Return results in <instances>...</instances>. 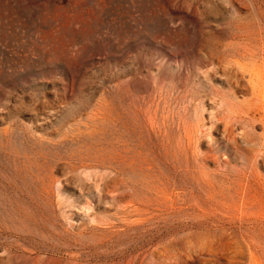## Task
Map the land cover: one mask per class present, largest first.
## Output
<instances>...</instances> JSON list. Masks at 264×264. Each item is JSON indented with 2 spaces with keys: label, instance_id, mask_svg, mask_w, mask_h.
Returning <instances> with one entry per match:
<instances>
[{
  "label": "rangeland",
  "instance_id": "374dc122",
  "mask_svg": "<svg viewBox=\"0 0 264 264\" xmlns=\"http://www.w3.org/2000/svg\"><path fill=\"white\" fill-rule=\"evenodd\" d=\"M263 134L264 0H0V264H264Z\"/></svg>",
  "mask_w": 264,
  "mask_h": 264
},
{
  "label": "bare ground",
  "instance_id": "6f19581e",
  "mask_svg": "<svg viewBox=\"0 0 264 264\" xmlns=\"http://www.w3.org/2000/svg\"><path fill=\"white\" fill-rule=\"evenodd\" d=\"M217 92H219V91H217ZM219 94V93H218ZM222 94V93H221ZM224 94V93H223ZM228 94V93H227ZM233 108V107H232ZM250 111H248V113H249ZM240 115V114H239ZM251 117H252V115H251ZM239 119V118H238ZM243 119V118H242ZM253 119V118H252ZM247 120V119H246ZM262 120V119H261ZM263 121V120H262ZM111 122V121H110ZM244 122V121H243ZM112 124V123H111ZM112 126V125H111ZM118 126V125H117ZM116 127V126H115ZM223 127V126H222ZM123 128V127H122ZM118 130H119V128H117ZM261 129H262V127H261ZM124 130V129H123ZM120 131V130H119ZM119 131H117V132H119ZM221 132H223V131H221ZM122 134V133H121ZM222 134H225V136H226V133H222ZM229 135V134H228ZM246 135V134H245ZM264 135V134H263ZM123 136V135H122ZM240 136H242V135H240ZM124 137V136H123ZM228 137V136H227ZM243 137H244V135H243ZM246 137V136H245ZM224 138H226V137H224ZM235 139V138H234ZM250 139V138H249ZM249 139H247V140H249ZM260 139V138H259ZM263 139V138H262ZM229 140V139H228ZM246 140V139H245ZM252 140V139H251ZM232 141H234V140H232ZM246 142V141H245ZM250 143V142H249ZM252 143V142H251ZM250 143V144H251ZM230 144V143H229ZM232 144V143H231ZM255 144V143H254ZM261 144V143H260ZM246 145L248 146V144L246 143ZM236 146V145H235ZM262 148V147H261ZM264 148V147H263ZM111 149H114V148H111ZM256 150H257V148H256ZM255 150V151H256ZM256 152H259V151H256ZM116 153V152H115ZM114 153V154H115ZM255 153V152H254ZM113 154V155H114ZM259 154V153H258ZM264 154V153H263ZM239 155V154H238ZM119 156V155H118ZM254 157V156H253ZM259 157H260V155H259ZM115 160V159H114ZM252 160H253V158H252ZM119 161V160H118ZM260 162H261V159L259 160ZM120 162V161H119ZM264 162V161H263ZM112 163V162H111ZM116 163H118V162H116ZM258 163V162H257ZM119 165V164H118ZM253 166V165H252ZM256 166V165H255ZM264 166V165H263ZM250 167V166H249ZM111 168H112V166H111ZM252 168V167H251ZM115 169V168H114ZM246 169V168H245ZM121 170V169H120ZM247 170V169H246ZM244 173V172H243ZM249 174V173H248ZM246 176V175H245ZM249 179V178H248ZM251 179V178H250ZM245 180V179H244ZM250 183V182H249ZM243 184H245V182L243 183ZM251 184V183H250ZM252 185V184H251ZM244 186V185H243ZM242 186V187H243ZM253 187V186H252ZM249 188H251V187H249ZM243 189H245L246 190V188H243ZM242 189V190H243ZM248 189V188H247ZM248 194V193H247ZM242 196V195H241ZM185 207V206H184ZM183 207V208H184ZM182 208V209H183ZM170 209V208H169ZM181 209V210H182ZM186 210V209H185ZM159 211V210H158ZM162 211V210H161ZM183 211V210H182ZM166 212V211H165ZM169 212V211H168ZM138 213V212H137ZM162 213H164V212H162ZM170 215V214H169ZM141 216V215H140ZM180 216V215H179ZM183 216V215H182ZM187 216V215H186ZM148 218V217H147ZM145 219V218H144ZM177 219V218H176ZM174 220V219H173ZM204 220H202V222H203ZM256 221V220H255ZM260 221V220H259ZM163 222V221H162ZM168 222H170V221H168ZM165 223V222H164ZM188 223V222H187ZM256 223V222H255ZM199 224V223H198ZM230 224V223H229ZM172 225V224H171ZM191 225V224H190ZM196 225H197V223H196ZM195 225V226H196ZM239 225H241V224H239ZM256 225V224H255ZM258 225V224H257ZM263 225V224H262ZM198 226V225H197ZM200 226V225H199ZM211 226V225H210ZM223 226V225H222ZM236 226V225H235ZM259 226V225H258ZM261 226V225H260ZM259 226V227H260ZM264 226V225H263ZM180 227V226H179ZM179 227H178V229H179ZM205 227V226H204ZM191 228V227H190ZM176 229V228H175ZM185 229V228H184ZM188 229V228H187ZM198 229V228H197ZM206 229H208V228H206ZM220 229V228H219ZM215 230V229H214ZM218 230V229H217ZM257 230V229H256ZM178 231V230H177ZM207 231V230H206ZM211 231H213V229L211 230ZM259 231V230H258ZM264 230L262 229V232H263ZM196 232V231H195ZM209 232V231H208ZM214 232V231H213ZM220 232V231H219ZM256 232V231H255ZM171 233V232H170ZM191 233V232H190ZM202 233H203V231H202ZM227 233V232H226ZM260 233V232H259ZM213 234V233H212ZM239 234H241V233H239ZM263 234V233H262ZM234 235V234H233ZM245 237V236H244ZM180 238V237H179ZM225 239V238H224ZM239 240V239H238ZM176 241V240H175ZM178 241V240H177ZM177 241H176V243H177ZM175 243V244H176ZM233 244V243H232ZM241 243H239V245H240ZM253 244V243H252ZM259 244H261V243H259ZM167 245V244H166ZM169 245V244H168ZM172 245V244H171ZM202 245V244H201ZM230 245H231V243H230ZM164 246V245H163ZM235 246V245H234ZM242 246V245H241ZM249 246H251V245H249ZM162 247V246H161ZM228 247V246H227ZM237 247V246H236ZM243 247V246H242ZM253 247V246H252ZM220 248V247H219ZM230 248V247H229ZM172 249V248H171ZM231 249V248H230ZM236 249V248H235ZM234 249V250H235ZM246 249V248H245ZM240 250V249H239ZM244 250V249H243ZM252 251V250H251ZM255 251V250H254ZM237 252V251H236ZM170 253H171V251H170ZM169 253V254H170ZM233 253H234V251H233ZM240 253V252H239ZM199 254V253H198ZM228 254V253H227ZM237 254H238V252H237ZM236 253H235V255H237ZM251 254V253H250ZM213 255V254H212ZM232 255V254H231ZM241 255V254H240ZM257 255V254H256ZM264 255V254H263ZM260 256V255H259ZM202 256H200L199 258H201ZM213 257V256H212ZM172 258V257H171ZM197 258V257H196ZM254 258V257H253ZM252 258V259H253ZM217 259H219V258H217ZM230 259V258H229ZM255 259V258H254ZM177 260V259H176ZM195 260V259H194ZM230 262V261H229ZM232 262H234V261H232ZM203 263V262H202ZM206 264H208V263H206Z\"/></svg>",
  "mask_w": 264,
  "mask_h": 264
}]
</instances>
